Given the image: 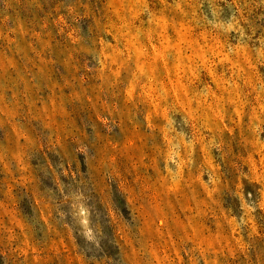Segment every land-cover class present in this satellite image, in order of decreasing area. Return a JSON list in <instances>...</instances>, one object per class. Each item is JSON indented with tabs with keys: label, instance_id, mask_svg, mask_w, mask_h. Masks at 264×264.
<instances>
[{
	"label": "rangeland",
	"instance_id": "1",
	"mask_svg": "<svg viewBox=\"0 0 264 264\" xmlns=\"http://www.w3.org/2000/svg\"><path fill=\"white\" fill-rule=\"evenodd\" d=\"M0 264H264V0H0Z\"/></svg>",
	"mask_w": 264,
	"mask_h": 264
}]
</instances>
